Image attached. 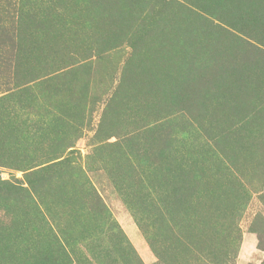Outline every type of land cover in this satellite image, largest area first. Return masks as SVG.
I'll list each match as a JSON object with an SVG mask.
<instances>
[{
	"label": "rangeland",
	"instance_id": "1",
	"mask_svg": "<svg viewBox=\"0 0 264 264\" xmlns=\"http://www.w3.org/2000/svg\"><path fill=\"white\" fill-rule=\"evenodd\" d=\"M0 264H264V0H0Z\"/></svg>",
	"mask_w": 264,
	"mask_h": 264
}]
</instances>
